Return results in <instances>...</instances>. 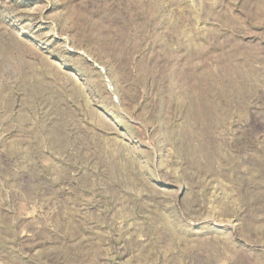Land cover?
<instances>
[{
  "label": "rangeland",
  "instance_id": "1",
  "mask_svg": "<svg viewBox=\"0 0 264 264\" xmlns=\"http://www.w3.org/2000/svg\"><path fill=\"white\" fill-rule=\"evenodd\" d=\"M0 264H264V0H0Z\"/></svg>",
  "mask_w": 264,
  "mask_h": 264
}]
</instances>
